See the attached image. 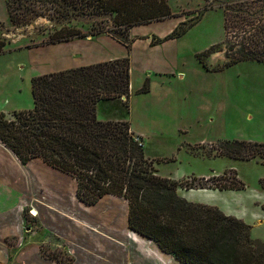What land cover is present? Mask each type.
<instances>
[{"label":"rangeland","instance_id":"rangeland-1","mask_svg":"<svg viewBox=\"0 0 264 264\" xmlns=\"http://www.w3.org/2000/svg\"><path fill=\"white\" fill-rule=\"evenodd\" d=\"M243 1L251 0H167L176 16L131 28L129 46L110 34L44 46L42 43L52 32V23L46 18L38 17L27 26L0 21V41L4 43L0 52V113L11 119L14 112L33 108L31 79L35 76L128 58V102H100L97 118L129 122L159 176L177 180L187 174L179 180L185 181L178 189L179 195L192 193V200L197 203L227 204L225 212L234 211L246 217L251 239L264 243V159L235 160L216 150L220 141L264 143V64L239 62L224 67L230 36L223 31V8ZM3 3L6 7V0H0V20L6 19ZM209 6L212 9L197 15L196 11ZM196 19L180 38L157 41ZM210 47L211 54L202 56L209 67L206 70L195 56ZM147 78L149 92L137 94ZM7 153L11 152L7 149ZM17 161L23 166L0 154V171L28 175L36 169ZM10 182L15 188L17 178ZM236 186L243 187L239 194L219 198V192L234 191L226 189ZM76 191L77 184L73 194L68 190L67 204L70 209L78 208L73 212L77 213V225L65 226L64 222L56 232L52 226L44 228L41 223L39 216L45 217L41 215L45 206L39 211L37 199L15 188L14 199L27 202L20 222L23 245H37L43 258L60 264H74L76 260L80 264H133L135 252L156 249L146 240L133 246L135 233L128 224L123 229V211L128 210L125 201L101 199L92 211L81 210L80 204L72 205L77 199ZM66 211L63 216L69 224L72 216L66 214L72 211ZM21 237H8L5 245L18 249ZM20 249H9L8 264H23ZM136 259L143 260L140 252Z\"/></svg>","mask_w":264,"mask_h":264},{"label":"trees","instance_id":"trees-1","mask_svg":"<svg viewBox=\"0 0 264 264\" xmlns=\"http://www.w3.org/2000/svg\"><path fill=\"white\" fill-rule=\"evenodd\" d=\"M209 9L196 13L200 17ZM6 11L13 24L27 26L38 17L52 23L44 46L100 34L129 46L131 28L176 16L167 0H6ZM223 11V31L231 39L224 67L264 64V0L228 5ZM196 21L157 41L180 38ZM3 47L0 41V52ZM211 48L195 56L206 70L202 56L211 54ZM130 69L129 59L121 58L35 76L33 108L14 112L11 119L0 113V143L22 164L40 159L73 178L77 199L88 206L107 196L123 199L129 229L182 264H264V243L251 239L249 225L179 196L185 181L157 174L129 122L97 118L100 102L122 97L128 102ZM148 92L147 78L136 93ZM216 150L235 160L264 159V143L220 141Z\"/></svg>","mask_w":264,"mask_h":264},{"label":"crops","instance_id":"crops-1","mask_svg":"<svg viewBox=\"0 0 264 264\" xmlns=\"http://www.w3.org/2000/svg\"><path fill=\"white\" fill-rule=\"evenodd\" d=\"M4 3L3 6L6 11V7ZM5 11L3 10V13H5ZM6 20H8L7 11H6V19L0 21H6ZM54 50L57 51L58 49L55 48ZM2 146L3 145L0 143V154L10 158L12 161H14L15 164H17V166H19L20 163L17 161L18 159L14 157L13 153L11 151H9L11 153H7V148L5 149V147ZM31 165L36 169L32 171L33 173L32 172L31 174L28 173V175H22L20 173H13L9 171L7 173H4L0 171V264H8V260H10L9 255L11 254V251L18 252L21 247H23V249L22 250L20 249L19 258L23 264H60L55 261L53 262L43 258L40 254L37 245L35 244L23 245V238L21 237L22 229L20 222L22 220V210L25 208V206H27V202L19 198L14 199L13 195L15 188L16 191L22 194H29L28 196H32L33 198L37 199L40 205L39 211L42 210V206L43 207L45 206V210L41 211V215L43 213L45 217L39 216L41 217V223L44 224V228L50 229V227L52 226L53 230L57 232L59 226L61 227L64 224V222H66L65 226L77 225V217L74 215L77 213H73V212H76L78 208H76V210L75 208L70 209V206L68 208V204H67L68 203L67 192L69 190L72 191L71 192L72 194L74 193V187L76 184L75 180L66 174H63L55 169H52L49 166H46V164L43 163L40 159H34L29 163H27L25 166H31ZM41 166L44 167L42 168ZM186 176L187 174L183 173L181 177H179L177 180H181ZM14 178H17V183L15 185V188H13V186L11 185L12 182H10ZM63 189H66L67 191H64ZM218 194H219V198H221V196H224L225 198H231L239 194V192L238 191H230L224 193L219 192ZM194 196L195 195H193L192 193H188L186 194V196H181V197L189 202L197 203L198 201L192 200ZM108 198L116 199V197L107 196L103 198V200ZM74 200L73 202L71 201L72 205H74L75 207L76 204L77 207L80 204V206H82L83 208L81 210L92 211L94 207H97V205L100 204L99 202L93 206H88L77 199L75 201ZM125 203L127 204L126 201ZM199 204H204V203H199ZM209 206H213V205H209ZM214 207H217L225 215L234 217L237 220H241L245 224H248L246 217H243V215L234 211L230 213H228L227 211L225 212V209L228 208L227 204L216 201L214 202ZM66 210L72 211V213L68 212V214H66L72 216V221H70L69 224H67L68 220L65 218V216H63L67 212ZM123 215H124L123 229H125L126 225L128 224L127 223L128 210L127 211L124 210ZM13 235H18L22 239V242L20 240L21 246L18 249L17 248L11 249L5 245L6 239ZM133 236H134V241L132 243L133 246H135L136 242L138 241L146 240L151 244H153L155 246L154 248H156L152 252L138 251L143 257L142 261L136 259L138 257V252H135L133 256V264H182L171 255L163 253L153 241L141 237L136 233L133 234ZM74 264H80V263H78V260H76Z\"/></svg>","mask_w":264,"mask_h":264},{"label":"water","instance_id":"water-1","mask_svg":"<svg viewBox=\"0 0 264 264\" xmlns=\"http://www.w3.org/2000/svg\"><path fill=\"white\" fill-rule=\"evenodd\" d=\"M121 100H125V98H124V97H122V98H121Z\"/></svg>","mask_w":264,"mask_h":264}]
</instances>
